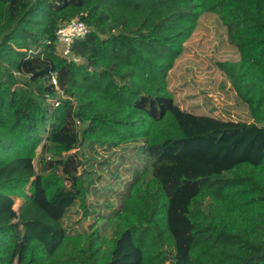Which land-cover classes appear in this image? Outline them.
I'll return each mask as SVG.
<instances>
[{
  "label": "trees",
  "instance_id": "1",
  "mask_svg": "<svg viewBox=\"0 0 264 264\" xmlns=\"http://www.w3.org/2000/svg\"><path fill=\"white\" fill-rule=\"evenodd\" d=\"M206 12L252 125L169 88ZM241 139L264 149V0H0V264H264V159Z\"/></svg>",
  "mask_w": 264,
  "mask_h": 264
},
{
  "label": "rangeland",
  "instance_id": "2",
  "mask_svg": "<svg viewBox=\"0 0 264 264\" xmlns=\"http://www.w3.org/2000/svg\"><path fill=\"white\" fill-rule=\"evenodd\" d=\"M67 25L61 31L65 32ZM66 33V32H65ZM61 37V33H60ZM60 49L68 53V46L60 39ZM240 58L238 49L229 40L228 27L218 15L206 12L200 18L193 36L185 43V51L169 73V88L176 97L181 110L212 117L210 127L223 122H234L237 126L254 124L247 105L235 93L231 79L219 68L218 62H236ZM79 134L56 136L52 141L77 145ZM240 150L251 152L264 159V149L241 139ZM79 148V147H78ZM78 152L81 153L82 150ZM39 153L42 147L39 148ZM42 202H45L40 196ZM68 199H60L49 209L61 214ZM22 199H16L18 211ZM167 264H170L168 262Z\"/></svg>",
  "mask_w": 264,
  "mask_h": 264
},
{
  "label": "built area",
  "instance_id": "3",
  "mask_svg": "<svg viewBox=\"0 0 264 264\" xmlns=\"http://www.w3.org/2000/svg\"><path fill=\"white\" fill-rule=\"evenodd\" d=\"M67 31H60L63 44L69 46L75 39L84 37L88 32V26L80 19H73L67 23Z\"/></svg>",
  "mask_w": 264,
  "mask_h": 264
}]
</instances>
